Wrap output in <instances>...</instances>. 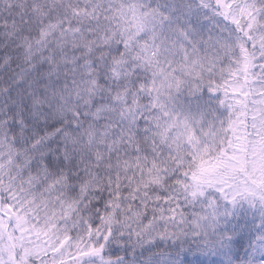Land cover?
Segmentation results:
<instances>
[{"label": "snow or ice", "instance_id": "6c2138e0", "mask_svg": "<svg viewBox=\"0 0 264 264\" xmlns=\"http://www.w3.org/2000/svg\"><path fill=\"white\" fill-rule=\"evenodd\" d=\"M0 264H264V0H0Z\"/></svg>", "mask_w": 264, "mask_h": 264}]
</instances>
